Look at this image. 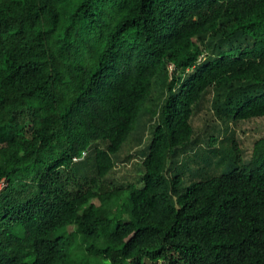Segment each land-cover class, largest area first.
<instances>
[{"label": "trees", "instance_id": "1", "mask_svg": "<svg viewBox=\"0 0 264 264\" xmlns=\"http://www.w3.org/2000/svg\"><path fill=\"white\" fill-rule=\"evenodd\" d=\"M254 117L264 0H0V264H264Z\"/></svg>", "mask_w": 264, "mask_h": 264}, {"label": "rangeland", "instance_id": "2", "mask_svg": "<svg viewBox=\"0 0 264 264\" xmlns=\"http://www.w3.org/2000/svg\"><path fill=\"white\" fill-rule=\"evenodd\" d=\"M158 94L159 92L156 93V95ZM212 110L213 109L211 108L210 100L208 99L205 102L204 108L199 110L193 117V124L195 126L196 133L199 137L200 142L203 143L204 146L207 145L206 139L208 137L216 136L218 138H223L225 136V124L221 120L213 116ZM231 126L235 130L236 139L238 140L240 147L244 152L245 158L249 160L252 155L255 141L260 136H264V117H254L245 120H238L236 122H231ZM149 138L150 135L148 134L145 139L146 144L148 143ZM146 144L141 147V152L137 150L140 153V156H137V158L134 159L132 158L133 160L130 159L125 163L120 162V164L116 167L114 175L117 181H138V177H140L141 174L133 168L135 166L134 162L138 161L139 163H141L140 159H142V151L146 149ZM137 151L135 150L134 153ZM78 163L80 168L84 170L85 166L80 162Z\"/></svg>", "mask_w": 264, "mask_h": 264}]
</instances>
